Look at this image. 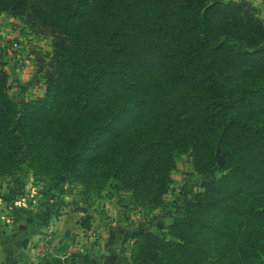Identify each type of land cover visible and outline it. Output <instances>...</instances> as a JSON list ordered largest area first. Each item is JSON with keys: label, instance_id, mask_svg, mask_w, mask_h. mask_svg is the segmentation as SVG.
Listing matches in <instances>:
<instances>
[{"label": "trees", "instance_id": "1", "mask_svg": "<svg viewBox=\"0 0 264 264\" xmlns=\"http://www.w3.org/2000/svg\"><path fill=\"white\" fill-rule=\"evenodd\" d=\"M0 13L53 39L40 64L42 97L19 104L0 56V160L27 151L44 176L81 183L88 205L109 187L152 209L169 192L177 154L191 153L205 176L219 148L226 174L185 204L177 223L134 231L129 264H203L221 238L234 241L222 264H264V233L243 235L252 220L264 230L255 199L264 198V134L238 124L241 110L264 100V18L252 0H0ZM165 66L173 68L169 85L190 88L183 96L201 109L199 129L186 119L159 138L131 133L125 119L134 108L96 107L104 90L137 88ZM89 221L82 226L90 229Z\"/></svg>", "mask_w": 264, "mask_h": 264}, {"label": "rangeland", "instance_id": "2", "mask_svg": "<svg viewBox=\"0 0 264 264\" xmlns=\"http://www.w3.org/2000/svg\"><path fill=\"white\" fill-rule=\"evenodd\" d=\"M255 3L256 0H252V4L257 7L259 15L263 17L258 5ZM1 17L3 21H7L5 18L11 19L9 20L11 29L20 33L22 37L24 36L28 39L26 35L31 36L32 33L29 32V27L24 18L13 17L8 13H0ZM4 25H8V23ZM38 37L47 38V40L51 41L48 44L51 46V50L45 55V58L48 59L46 63H48L49 56L53 52V39L49 35L48 37ZM10 39L0 33V56L6 62L5 69L6 65H11L12 62V66L14 65L12 68L19 70L20 87L15 85L16 82L13 79L9 80V93L20 104L25 99L37 97V92H40L42 86L45 94V84H43L44 71L40 67L41 63H38L34 57L30 58L26 56L24 59L14 60L12 56H9L11 52L14 53L12 47H15ZM12 68L9 67L10 70ZM172 71L173 68L171 66H165L159 69L153 78L149 77L144 80L137 88H128L121 84H117L114 88H108L100 95L96 107H106L115 110L134 108L133 112L127 114L125 119V121L131 120L134 123L132 129L129 131L131 133L148 134L149 136L159 138L161 135H165V129L171 124L186 119L191 121L195 130H197L199 129L198 118H200L201 109L190 105L185 96H183V94L190 90L188 85H169L166 82L169 73ZM32 78L34 85L31 84L30 79ZM246 84L247 82H242L239 87L243 88ZM151 109L152 111L154 110L153 113H151ZM238 124L239 126H247L249 128L254 127L261 134H264V100H258L250 104L248 108L241 110L239 112ZM218 150L220 151L219 148L217 152ZM26 153L27 151H24L15 158H11L14 162L0 160V232L2 229H6L12 220H14L15 209L18 208L26 212L34 211L40 203L43 205L46 202L49 203L48 200H53V204L51 205L53 207V217L62 215L61 211L68 204L65 201L66 198L63 197L62 193H52V187L50 188L47 183L52 179L59 178V184L64 183L67 185V188H63V193H70L74 197L75 204L78 201L77 208L82 209L80 221L87 216L90 218V229H92H89L90 245L92 247L98 246L101 239L100 233L97 231L98 228H92L94 213L104 214L109 209L105 208L106 204L112 203L110 202L112 198L130 196L127 213L124 215L125 220H131L135 224V228L131 230L129 235V255L133 247L134 240L131 235L134 231L158 233L161 229L165 230L169 225L177 223L184 214L185 204L192 202L197 193L202 192L212 180L220 179L228 170L220 166L218 160V163L215 164L207 175L200 176L193 166L191 153L177 154L175 158L177 169L171 172V181L173 183L170 186L168 194L163 199V204L157 208L150 209L138 204L133 205L132 192L127 191L116 194L109 187L100 196H92L88 205L83 202L85 187L81 183L75 182L68 175L63 174L44 176L43 169H38L36 166L29 164ZM216 154L215 156H217ZM50 195L52 196L50 197ZM236 197L241 199L238 195ZM259 198L261 199L260 203L264 205L263 197L258 196L255 199ZM237 222V219L231 221L228 224L227 230L232 231L235 229L238 225ZM246 226L247 228L243 229V235L246 237L253 238L257 233L260 235L264 233V230H260L259 225H255L253 220ZM137 227L142 229L138 230ZM48 243L50 244V241L39 246L42 249V253L39 255L50 250ZM233 243L234 241H229L225 238L213 241L209 260L203 264H222L223 255L228 254L229 248ZM0 264H4V261L0 260Z\"/></svg>", "mask_w": 264, "mask_h": 264}, {"label": "crops", "instance_id": "3", "mask_svg": "<svg viewBox=\"0 0 264 264\" xmlns=\"http://www.w3.org/2000/svg\"><path fill=\"white\" fill-rule=\"evenodd\" d=\"M255 4L264 17V0H256ZM5 19L7 21L0 18V33L11 38L16 46L12 47L15 54L11 52L9 56L14 60L24 59L26 56L34 57L38 63L48 60L45 55L51 50V46L48 45L51 42L49 39L39 38L34 34L26 35L28 38L26 39L11 29L9 24L11 19ZM7 23L8 25H4ZM13 66L12 62L11 65H6L11 75L9 80L13 79L15 85L20 87L19 70H15ZM30 80L33 84V78ZM37 95L38 97L44 95L43 86ZM58 179H52L47 183L50 188L52 187V193H62L66 198L68 204L63 207L65 211L62 210V215L53 217L51 206L53 200H48L49 203L43 205L40 203L34 211L15 209L14 220L0 232V260L4 261V264H129L131 262L129 235L135 224L131 220H125L124 215L127 213L130 196L112 198L110 199L112 203L106 204L105 208L109 209L104 214L94 213L92 228H98L101 239L98 246L92 247L90 245L92 229L82 226L80 221L82 212L76 209L78 201L75 204L70 193H63V188H67V185L59 184ZM47 241H50V244L48 243L50 250L39 255L42 253L39 246Z\"/></svg>", "mask_w": 264, "mask_h": 264}, {"label": "water", "instance_id": "4", "mask_svg": "<svg viewBox=\"0 0 264 264\" xmlns=\"http://www.w3.org/2000/svg\"><path fill=\"white\" fill-rule=\"evenodd\" d=\"M216 155L218 156L219 165H220V166H224V163H225V161H224V157H223L222 155H220V151H219V150H218V152H217Z\"/></svg>", "mask_w": 264, "mask_h": 264}, {"label": "built area", "instance_id": "5", "mask_svg": "<svg viewBox=\"0 0 264 264\" xmlns=\"http://www.w3.org/2000/svg\"><path fill=\"white\" fill-rule=\"evenodd\" d=\"M16 47V46H15Z\"/></svg>", "mask_w": 264, "mask_h": 264}]
</instances>
